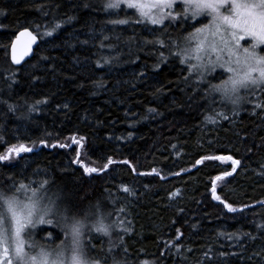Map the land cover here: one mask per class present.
<instances>
[{
    "label": "trees",
    "instance_id": "1",
    "mask_svg": "<svg viewBox=\"0 0 264 264\" xmlns=\"http://www.w3.org/2000/svg\"><path fill=\"white\" fill-rule=\"evenodd\" d=\"M105 2L0 0V155L32 149L0 161V191L37 180L59 197L55 220L88 214L91 223L99 203L104 222L119 225L112 241L123 238L116 254L127 264H264V91L222 101L210 94L216 72L193 71L183 53L193 21L137 23ZM25 29L40 45L15 67L10 48ZM205 156L240 163L234 172L231 160L196 164ZM89 235L90 255L103 258L107 240L100 251ZM33 239L54 247L65 237L39 226Z\"/></svg>",
    "mask_w": 264,
    "mask_h": 264
},
{
    "label": "snow or ice",
    "instance_id": "2",
    "mask_svg": "<svg viewBox=\"0 0 264 264\" xmlns=\"http://www.w3.org/2000/svg\"><path fill=\"white\" fill-rule=\"evenodd\" d=\"M122 6L136 10L140 18H146L153 25H163L166 20L181 18L201 23V27H196L187 37L189 41L195 40L196 43L194 48L189 46L183 50L185 58L199 62L191 65L193 69L212 71L216 64L211 61L209 53L217 54V62L221 60L222 54H226L227 59L219 66L230 73L227 79L210 86V94L219 93L222 101L235 105L243 98L240 95L242 89L264 91V47H262L264 46V0H106L104 4L105 10L121 9ZM175 7H179L180 11L174 14L172 10ZM153 10H156L155 14ZM201 17L206 18L207 23H202ZM111 22L127 24L129 20L117 19ZM136 22L140 23L142 19H137ZM46 35H52V32H47ZM25 36L28 40L18 53L17 42L20 37ZM35 41L36 37L27 29L20 32L16 42L11 45L13 62L20 64L29 54L31 45ZM241 41H245L246 45H242ZM206 57L207 64L204 63ZM256 107L264 109V104L257 103ZM9 109L12 110L11 105ZM208 119L215 122L211 117ZM73 142H76L74 138ZM30 151L32 149L23 144L18 147L13 146L8 154L0 155V161L8 160L13 152L19 155L20 152ZM205 160H231L233 172L236 170L235 166L240 163L231 156H205L197 160L196 164H202ZM111 163L113 161L109 158L104 167L107 168ZM84 171L94 173L98 169L85 166ZM230 175L231 172L224 173V176ZM215 179L221 180L223 177L217 176ZM215 190V182H213L214 194ZM29 191L31 195H26L24 199L17 195ZM124 191L127 192L129 189L124 188ZM214 198L219 199L215 195ZM58 199L59 197L53 199L46 191L42 193L38 188L29 189L25 184H20L11 194L0 191V264H127L126 259L116 254L123 245V238L120 237L119 243L112 241L113 232L119 225L104 222L99 203L94 206L95 211L90 213L94 217L91 223L87 222L88 214L83 218L62 215L61 222L52 218L56 215ZM225 207L229 212L237 211L230 204H225ZM39 226L59 228L64 233L65 240L54 247L39 245L33 239L35 230ZM122 230L127 231V229ZM177 231L179 232V229ZM91 233L97 234L100 238V251H104L105 239L109 244L108 254L103 258L90 255V250L96 248L89 235ZM86 235H88L87 241ZM47 238H52L51 231H47ZM69 238L70 241L65 243ZM123 252L126 254L127 248H123ZM142 264L149 262L143 261Z\"/></svg>",
    "mask_w": 264,
    "mask_h": 264
},
{
    "label": "rangeland",
    "instance_id": "3",
    "mask_svg": "<svg viewBox=\"0 0 264 264\" xmlns=\"http://www.w3.org/2000/svg\"><path fill=\"white\" fill-rule=\"evenodd\" d=\"M122 8H124V9H127V10H129V11H133L137 16H138V18L139 19H142V22H146V23H149V24H151L150 22H148V20L146 19V18H140L139 17V15H138V13L136 12V10H134V9H128V8H126V7H123L122 6ZM178 9H180L179 7H175L172 11L174 12V14H175V12H178ZM116 10V9H115ZM132 12V13H133ZM153 13L155 14L156 13V10H153ZM201 19V22L202 23H207V19L206 18H203V17H201L200 18ZM189 20H191V19H189ZM188 20V21H189ZM167 21V20H166ZM165 21V22H166ZM191 21H193V23L195 24H193V27H194V29L196 28V27H201V23H197L196 21H194V20H191ZM153 25V24H152ZM192 43H193V48L195 47V43H196V41L195 40H192ZM241 44L242 45H246V42L245 41H241ZM262 47H264V46H262ZM216 53H209V56H210V58H211V61L214 63V64H216V67H215V69L214 70H212V71H204L203 69H193L192 67V70L193 71H195V72H201L203 75H207V74H209V73H214V72H216V77H217V82L218 83H220V81L221 80H223V79H227V77L230 75V73H228V72H226L225 70H224V68H221L220 66H219V64L220 63H223L226 59H227V55L226 54H222V56H221V60L219 61V62H217L216 61ZM197 63H199L198 61H196L195 59H191V62H190V64L191 65H193V64H197ZM204 63H208V58L206 57L205 59H204ZM216 82V83H217ZM244 92H248V91H246V90H241V92H240V94L241 93H244ZM251 92H253L254 93V95L258 92V91H251ZM221 97V96H220ZM9 152V151H8ZM8 152H7V154H8ZM23 152H20L19 154H22ZM19 157V155H16V153L15 152H13V153H11V155H10V158L8 159V160H3V161H7V162H14V161H16V159ZM224 162H226L225 160H223ZM27 186L31 189V188H38L39 186H40V184H38V181L37 180H31L29 183H27ZM21 199H24V198H21ZM70 241V238H69V240L68 241H65L66 243H68Z\"/></svg>",
    "mask_w": 264,
    "mask_h": 264
},
{
    "label": "water",
    "instance_id": "4",
    "mask_svg": "<svg viewBox=\"0 0 264 264\" xmlns=\"http://www.w3.org/2000/svg\"><path fill=\"white\" fill-rule=\"evenodd\" d=\"M27 30H28L29 32H31L32 35H34V36L36 37V41H35V43H33V44L31 45V50H30L29 54L26 55V56L23 58V60L21 61L20 64H16V63L13 62V60H12V55H11V48H10V60H11V63H12L15 67H20V66H22L23 64H25L28 60H30V59L34 56V53H35L36 48L40 45V39H39V37H38L37 35H35L34 32H32L31 30H29V29H27ZM22 31H24V30H22ZM22 31H20V32H22ZM20 32L17 34V36H19ZM17 36H16V38H17ZM16 38L14 39L13 42H16ZM27 40H28V37H26V36H25V37H20V40L17 42V52H18V53H19V51L23 48V46H24V44H25V42H26Z\"/></svg>",
    "mask_w": 264,
    "mask_h": 264
}]
</instances>
